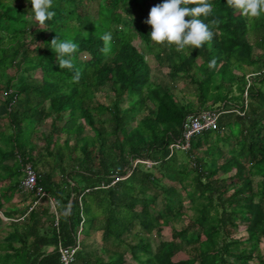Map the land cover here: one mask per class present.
Here are the masks:
<instances>
[{"label":"trees","instance_id":"obj_1","mask_svg":"<svg viewBox=\"0 0 264 264\" xmlns=\"http://www.w3.org/2000/svg\"><path fill=\"white\" fill-rule=\"evenodd\" d=\"M161 2L54 0L53 19L40 25L27 43L30 3L0 0V74L15 66L27 81L15 92H11V82L1 87L6 98L0 102V118L9 117L15 135L4 140L11 145L0 147V181L14 182L0 190V211L18 191L22 165L29 164L36 171L29 159L32 153L26 151L34 130L33 118L38 123L50 121L47 143L57 133L66 134L67 140L75 137L76 143H80L82 121L91 127L97 141L95 146L84 141L83 159L74 162L80 164L81 170L62 169L61 182H55L53 172L37 173V185L45 193L41 199L55 201L52 209L56 213L51 215L49 226L43 221L50 214L48 209L40 213L33 206L20 217L16 212L7 213L6 218L17 217L24 224L12 225L13 232L1 245L7 253L0 255V264H60L59 246L74 247L80 228V251L75 258L80 264L91 263L85 240L93 232L101 234L105 253L111 256L108 261L96 260V264H127V252L136 264H249L255 259L264 264V249L259 248L264 246V16L249 18L231 7L229 0H210L213 15L201 19L209 24L213 39L189 56L174 48L155 46L148 39L151 29L145 21L151 7ZM186 2L189 7L194 6L193 0ZM213 19L219 21L218 25L212 24ZM108 31L113 40L105 45L101 37ZM56 37L78 43L72 69L59 68L50 45ZM136 39L141 51L134 44ZM11 43H16L17 48ZM256 50L260 55H255ZM144 51L159 66L170 69L173 81L181 78L180 73L193 78L195 64L201 60L198 69L202 79L197 81L201 110L194 112L190 104H182L172 88L164 90L153 81ZM86 55L88 58L83 60ZM213 60L215 64L210 67ZM245 68L248 79L243 73ZM234 71L241 72V76ZM36 72L41 74L38 80L32 78ZM107 85L115 102L111 107L95 105L94 90ZM230 87L236 88L238 98H230ZM124 95L129 98V107L121 112L117 103ZM151 103L156 110L144 115L138 131L133 132L134 115ZM211 109L222 112L217 128L193 138L188 150L176 149L173 145L182 137L184 121ZM106 114L110 118L105 122ZM135 133L138 136L133 138ZM236 135L241 138L239 151L232 148L231 158L222 166L207 167L208 162L198 158L197 152L203 145L213 143L216 150L220 141L227 142ZM213 136L217 137L215 142ZM59 153L63 160V153ZM179 154L190 161L193 174L178 164L174 155ZM209 155L216 156L212 151ZM235 156L247 161V167ZM158 157L163 159L157 165ZM134 160L151 166L146 171L139 170L140 164L133 169ZM12 161L14 164L7 166ZM154 167L176 186L162 188L161 192L155 190L159 188V179L151 173ZM219 171L235 173L216 181ZM252 176L258 179L254 188ZM227 180L234 187L228 198ZM182 192L199 213L192 225L201 233L189 234L190 228L174 230L169 240L154 247L145 236L154 230L161 233L171 226L175 216H180ZM160 194L163 208L153 215L151 208ZM237 221L245 225L241 227ZM237 228L247 232L246 240L230 239L231 230ZM252 244L249 253L241 249ZM179 253H185L187 258L176 260Z\"/></svg>","mask_w":264,"mask_h":264},{"label":"rangeland","instance_id":"obj_2","mask_svg":"<svg viewBox=\"0 0 264 264\" xmlns=\"http://www.w3.org/2000/svg\"><path fill=\"white\" fill-rule=\"evenodd\" d=\"M29 13L27 20L29 24L31 25L29 28V34L27 35V43H30V39H32V34L37 30V28H41L38 22H36L33 19L32 14L30 13L31 6L28 7ZM36 24V25H35ZM134 44L137 46L138 49L141 51V46L139 45L138 39L134 41ZM11 46L17 48L16 43H11ZM12 47V48H13ZM30 47H33L31 45ZM10 49V48H9ZM261 52H258L256 50L255 55H260ZM146 58L147 63L149 64V67L151 69V77H153V81L160 85V87L164 90L171 89L175 91L179 97V100L182 102L183 105L185 104H190V108L195 112L201 110V105L199 102V96H198V83L197 81H200L202 79L201 73L198 69L199 64H201V60H198L197 63L195 64V70L193 72L194 79L193 78H188L187 75H184L183 73H180L181 78H177L175 81L173 79L171 80L170 78V69L166 67L159 66L158 62L148 53L144 51L143 54ZM88 56L86 55L85 57L83 56L82 59H87ZM239 71V70H238ZM238 71H234V74L236 76H241V72L239 73ZM243 73L247 76L246 78L248 79L249 72L247 68L243 70ZM41 77V74L39 72H36L32 75V78L35 80H38ZM26 81V77L24 76L23 72L20 71L17 67L13 66L9 68L6 72L3 74H0V102H3L4 99L6 98L5 95V90L1 88L3 85H5L7 82H11V92L18 91L21 85ZM27 82V81H26ZM172 84H171V83ZM229 89H232L230 92V98H238L240 95L238 91L236 90L235 87H230ZM112 89L109 85L101 88L94 90L93 92V103L95 105L102 104L105 107H111V105L115 102V98L113 97ZM244 100L247 101V95H244ZM212 103V101H209V104ZM208 104V105H209ZM238 105V102L235 103ZM118 109L122 112L128 109L129 107V98L127 95H124L121 100L118 101L117 103ZM151 110H156L155 104H147V108L145 110L139 111L134 115L133 121L135 122L133 124V132L138 131V123L144 117V115H148ZM107 115V114H106ZM105 115V116H106ZM110 118V115H107L103 121H107ZM33 122V127L34 130L32 131V136L28 140L27 146H26V151L27 153L31 152L32 153V158H29L30 161L32 162V165L36 166V173L41 174V173H51L53 172V179L55 182L59 183L61 182L62 174L61 170L64 169L67 172H70L72 169L76 170H81L80 164L74 163L75 159L76 160H82L83 159V153L81 150L82 144L85 142H88L89 145L95 146L97 145L95 133L89 127L84 121L81 122L82 125V134L80 138V143H76L75 137H69L67 140V136L64 133H57L56 136H53V138L49 141V143L46 142V138L50 135L51 128H50V121H47L46 123H38L35 118L32 120ZM107 124V123H106ZM110 131V128L108 129ZM228 133L227 135H229ZM15 135V129L11 125V121L9 117H4L3 115L0 118V147L2 148H7V146L11 145V142H4V140L9 141V137H13ZM137 134L133 136V138ZM146 135V134H142ZM138 136V135H137ZM148 136V135H147ZM149 137V136H148ZM138 138V137H137ZM217 137L213 136V141L215 142ZM85 141V142H84ZM241 142V138L239 136H234L230 138L227 142L225 140H222L218 143V148L215 150V147H213L212 144H205L203 145V148L197 152L198 158L206 160L209 165L207 167H220L222 166L225 162H227L230 158L231 155L229 154V151L233 148L235 151H239V143ZM212 145V146H211ZM14 147V145H13ZM49 147V150L47 149ZM69 147V151L66 152L65 149ZM74 147H77L76 151H73L72 149ZM9 150H12L11 147ZM208 150V151H207ZM61 151L64 155V159L62 160L60 158V153ZM72 151V152H71ZM207 151V152H206ZM212 154L215 153L216 156L220 155V157H210L209 153ZM67 156H71V159H69ZM176 157V161L178 164L186 167L187 172H190L189 174H193V166L186 159V157L183 156V154L179 155H174ZM234 157V156H233ZM236 160L241 163L242 165L247 167V161L244 159H238V156H235ZM28 158V157H27ZM163 158L158 157L157 160V165L159 162H161ZM216 162V163H215ZM133 169L135 168L136 165H139V170L146 171L147 168L143 166V162L140 160H134L133 161ZM151 163V162H150ZM215 165H214V164ZM14 164V161L10 162L7 164V166H12ZM247 170V168H246ZM151 173H154L155 177L159 179V185H158V192H161L162 188H168V187H174L175 182L167 179L166 176H164L161 171L158 169H155V167L152 169ZM167 173V171L165 172ZM235 173L231 172L226 174L223 171H219L216 174V181H221L226 179L229 175H233ZM128 176H130V173L128 172ZM127 176V177H128ZM125 177V179L127 178ZM251 181L253 183V188L257 185L258 179L256 177L252 176ZM23 178L22 177L18 180L21 181ZM124 178L122 180H125ZM78 180V179H76ZM190 181V179L188 180ZM230 181L227 180V183L225 184L228 187L227 193L225 195L226 198L230 197L233 194V188L230 183ZM14 182H9V180L5 181H0V190L5 189L9 186H12ZM179 186H177L178 188ZM152 191L151 194L155 193L156 191ZM150 191V190H149ZM256 191V188H255ZM150 194V195H151ZM181 195V208H180V216L173 219V222L171 226H168L164 229H162L161 233H158L156 230L152 232V234H149L148 236H145L147 241L151 242V244L154 247H157L162 240H169L171 238V235L173 234L174 230H180L183 231L185 228H190L189 234L192 233H201L200 230H196L195 226L192 225L193 220L199 215L197 212V209L193 210V205L190 202L189 198L185 195V193H180ZM160 197L157 198V201L155 203V206L151 208V211L153 215H156L159 213V211L162 210L163 208V198L161 194L159 195ZM40 196L38 195H29L28 193L21 192L18 188V191L13 195L12 199L9 201L8 204L4 206L2 211H0V255H4L7 252L1 248V245L5 242H7V238L9 237V234L13 232L14 227L12 225H20L24 224L22 219L17 221L20 217L19 214H21L23 211L26 209H31L33 206H36L37 208L40 209V213H42L45 210H49L50 214L48 216L43 217V221L49 226V224L52 222L51 215H53L54 212L52 209L51 201L49 198H43L41 199ZM52 200V199H51ZM200 203V201H198ZM198 206V205H197ZM176 211V208H175ZM18 213L17 217H14L12 219L6 218L7 213ZM55 215V214H54ZM213 216V213H211V217ZM22 217V216H21ZM237 224H241L240 226L243 227L245 223L241 221H237ZM232 232V241H239V240H246L247 239V232L241 228H237L236 230H231ZM83 237V236H82ZM102 237L100 233L93 232L91 235L85 240V242L88 244V252H90L89 255V261L91 263L87 264H96V260L101 259L104 261H108L111 256L106 255V249L104 247V244L101 242ZM204 240V239H203ZM15 246H19L18 244H15ZM193 245V244H192ZM189 246L188 250L191 252L193 246ZM254 244L247 248H241L242 250H247V253L250 252V249H253ZM259 248L262 250L264 249L263 244L259 246ZM187 258L185 253H179L175 257L176 260H182ZM126 263L127 264H136L135 261L132 259V256L127 252L125 255ZM76 264H80L77 261L75 262ZM230 263H238L235 260H230ZM242 264V263H238ZM249 264H258V260H253Z\"/></svg>","mask_w":264,"mask_h":264},{"label":"clouds","instance_id":"obj_3","mask_svg":"<svg viewBox=\"0 0 264 264\" xmlns=\"http://www.w3.org/2000/svg\"><path fill=\"white\" fill-rule=\"evenodd\" d=\"M194 6L189 7L186 0H162L161 3L151 7L145 23L150 26L147 36L155 46L174 48L176 52H186L189 56L194 49H200L210 44L213 32L203 18L213 15V4L210 0H193ZM31 5L30 13L39 25H44L53 19L54 0H28ZM231 7L239 10L249 18L264 16V0H229ZM189 17V19H185ZM219 21L212 20L213 25ZM85 33V32H84ZM88 34L85 33V37ZM101 39L105 45H110L113 35L105 32ZM56 54L59 68L72 69L73 59L78 50V43L73 39L60 41L56 37L50 44ZM211 61L209 66H214ZM76 79L79 74H76Z\"/></svg>","mask_w":264,"mask_h":264},{"label":"built area","instance_id":"obj_4","mask_svg":"<svg viewBox=\"0 0 264 264\" xmlns=\"http://www.w3.org/2000/svg\"><path fill=\"white\" fill-rule=\"evenodd\" d=\"M222 112H219L218 109H211L206 111H200L190 117H188L182 126V137L173 146L176 149L188 150L190 148V143L193 138H196L207 131H213L217 128L219 118ZM171 146V148L173 147ZM19 158V157H18ZM23 178L20 182L19 190L24 193H36L42 198L45 196V193L37 185V173L34 170L33 166L27 164L22 165ZM150 167L151 165L148 164ZM52 208L55 209V201H51ZM82 228H80L77 234L76 245L72 248H63L59 246L60 254V264H73L75 258L80 251V243Z\"/></svg>","mask_w":264,"mask_h":264}]
</instances>
